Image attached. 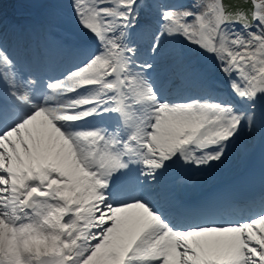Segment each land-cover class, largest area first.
Wrapping results in <instances>:
<instances>
[{
	"label": "snow or ice",
	"instance_id": "1",
	"mask_svg": "<svg viewBox=\"0 0 264 264\" xmlns=\"http://www.w3.org/2000/svg\"><path fill=\"white\" fill-rule=\"evenodd\" d=\"M3 2L0 264H264V170L258 192L196 206L173 176L245 140L264 168V0H70L75 40L55 10L6 36ZM162 68L187 86L174 98Z\"/></svg>",
	"mask_w": 264,
	"mask_h": 264
},
{
	"label": "bare ground",
	"instance_id": "2",
	"mask_svg": "<svg viewBox=\"0 0 264 264\" xmlns=\"http://www.w3.org/2000/svg\"><path fill=\"white\" fill-rule=\"evenodd\" d=\"M10 0H4L3 4H2V9L7 8V6H11ZM77 25V24H76Z\"/></svg>",
	"mask_w": 264,
	"mask_h": 264
},
{
	"label": "rangeland",
	"instance_id": "3",
	"mask_svg": "<svg viewBox=\"0 0 264 264\" xmlns=\"http://www.w3.org/2000/svg\"><path fill=\"white\" fill-rule=\"evenodd\" d=\"M17 6H20V3H14L13 6H11V10H14ZM202 59V58H201Z\"/></svg>",
	"mask_w": 264,
	"mask_h": 264
}]
</instances>
